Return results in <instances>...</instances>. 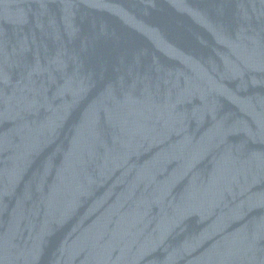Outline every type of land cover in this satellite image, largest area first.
Wrapping results in <instances>:
<instances>
[{
	"label": "water",
	"instance_id": "obj_1",
	"mask_svg": "<svg viewBox=\"0 0 264 264\" xmlns=\"http://www.w3.org/2000/svg\"><path fill=\"white\" fill-rule=\"evenodd\" d=\"M0 264H264V0H0Z\"/></svg>",
	"mask_w": 264,
	"mask_h": 264
}]
</instances>
